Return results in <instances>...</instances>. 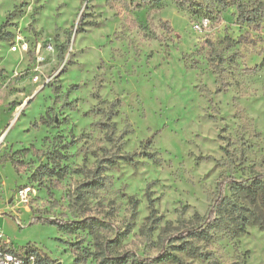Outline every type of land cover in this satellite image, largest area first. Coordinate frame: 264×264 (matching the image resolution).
<instances>
[{"label":"rangeland","instance_id":"obj_1","mask_svg":"<svg viewBox=\"0 0 264 264\" xmlns=\"http://www.w3.org/2000/svg\"><path fill=\"white\" fill-rule=\"evenodd\" d=\"M237 1L253 0H0V228L15 250L95 264L94 235L45 222L94 216L99 240L126 233L114 250L155 256L166 221L264 169V22L239 23ZM142 151L155 161L119 160L84 186L103 158ZM150 200L162 220L147 240ZM206 243L222 264H264L256 225Z\"/></svg>","mask_w":264,"mask_h":264},{"label":"trees","instance_id":"obj_2","mask_svg":"<svg viewBox=\"0 0 264 264\" xmlns=\"http://www.w3.org/2000/svg\"><path fill=\"white\" fill-rule=\"evenodd\" d=\"M175 1L182 5L191 0ZM235 4L236 18L239 23L259 27L264 22V0H253L248 3L237 1ZM112 132L111 129L106 136L110 143L115 141ZM140 156L155 161L154 157L145 151L105 157L98 162L97 167L91 173V179L84 186L89 188L100 187L99 175L103 169L116 165L119 160L134 163L136 158ZM46 173L54 174V171L45 167L43 174ZM250 174L246 178H228V194H225L220 186L212 204L204 215L195 213L188 220L166 221L156 236L159 250L155 256L141 257L132 250H114L113 247L120 243L126 233L121 235L119 233L112 239L103 238L99 240L97 232L108 229L109 225L105 220L94 216L66 221L46 219L45 222L54 224L59 230L68 233L87 231L94 235L96 238L95 248L93 251L84 250L83 259L85 257L92 258L95 264H186L180 256L181 253L198 257L207 264H222L212 252L203 249V246L207 244L206 242L213 239L214 234L219 231H226L232 236H237L243 233L248 225L264 228V169L255 171L252 168ZM161 220V216L156 214L153 201L150 200L149 214L140 228V236L149 240L158 229ZM54 263L55 261L50 257L41 252L36 253V264Z\"/></svg>","mask_w":264,"mask_h":264},{"label":"built area","instance_id":"obj_3","mask_svg":"<svg viewBox=\"0 0 264 264\" xmlns=\"http://www.w3.org/2000/svg\"><path fill=\"white\" fill-rule=\"evenodd\" d=\"M203 25H205V21L196 24L195 29L201 30ZM3 136L4 134H1L0 139ZM28 191L29 189L27 188L19 191L21 203L28 202ZM36 253H39V251L32 246L22 251L15 250L10 245L9 239L5 237L4 232L0 229V264H36Z\"/></svg>","mask_w":264,"mask_h":264},{"label":"crops","instance_id":"obj_4","mask_svg":"<svg viewBox=\"0 0 264 264\" xmlns=\"http://www.w3.org/2000/svg\"><path fill=\"white\" fill-rule=\"evenodd\" d=\"M15 219L16 220H19L20 221V219H18L17 217H15ZM1 229V228H0ZM2 230V229H1ZM3 231V230H2ZM9 241H10V245L12 246V242H11V240L9 239ZM13 248V247H12Z\"/></svg>","mask_w":264,"mask_h":264},{"label":"water","instance_id":"obj_5","mask_svg":"<svg viewBox=\"0 0 264 264\" xmlns=\"http://www.w3.org/2000/svg\"><path fill=\"white\" fill-rule=\"evenodd\" d=\"M54 264H62L60 261L55 262Z\"/></svg>","mask_w":264,"mask_h":264}]
</instances>
